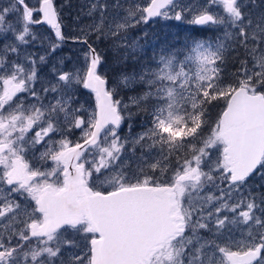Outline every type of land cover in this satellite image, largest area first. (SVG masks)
Wrapping results in <instances>:
<instances>
[{
  "label": "snow or ice",
  "instance_id": "snow-or-ice-1",
  "mask_svg": "<svg viewBox=\"0 0 264 264\" xmlns=\"http://www.w3.org/2000/svg\"><path fill=\"white\" fill-rule=\"evenodd\" d=\"M254 4L116 0L109 17L94 0L93 22L72 37L82 59L65 71L71 57H58L50 78L40 65L69 38L54 0L0 5V264H264V183H250L264 182V14L252 19ZM154 18L217 35L162 50L109 86L99 44L135 59L142 45L129 32ZM45 41L44 54L26 51ZM139 86L125 103L121 92ZM81 90L94 94L90 111ZM133 108L150 124L122 137ZM137 151L133 168L126 154Z\"/></svg>",
  "mask_w": 264,
  "mask_h": 264
},
{
  "label": "rangeland",
  "instance_id": "rangeland-1",
  "mask_svg": "<svg viewBox=\"0 0 264 264\" xmlns=\"http://www.w3.org/2000/svg\"><path fill=\"white\" fill-rule=\"evenodd\" d=\"M27 3L31 5L35 4V0H26ZM58 10L61 13L64 22V31L65 34L72 39L79 32V29L85 27L93 22V17L86 15L88 11V6L94 0H54ZM105 2V0H101ZM109 5L107 10V15L112 17L116 14V10L113 9L112 5L116 3V0H106ZM131 0H120L122 5L127 6V3ZM138 2H143V0H138ZM197 0H182V3L192 4L196 3ZM199 3H203V0H198ZM249 0H245L247 4ZM8 0H0V5L7 6ZM249 15L252 19L259 18L264 14V0H255L254 6L248 9ZM123 14V12H121ZM95 18L98 19V13L95 14ZM13 22L15 23V17H12ZM33 31L42 34L49 35L50 30L46 26L35 27L33 26ZM147 33V35H145ZM217 35L215 28H204L201 29L199 26H194L187 23L186 20L176 21L175 19L166 20L164 18H156L153 21H150L146 25H140L135 29H131L129 36L131 38H139V42L142 45V49L138 50L136 58L133 59L129 57L124 59L123 53L118 52L116 49L111 47L110 42L100 43L99 51L101 55L106 58V63L101 68V72L106 75L110 81L109 86H113L114 82L120 77L121 73H131L133 70L140 71L142 67H150L155 65V59H158L159 54L162 50L182 52L185 48V45L190 41V38L193 37H204L207 39H214ZM9 39L10 34H9ZM73 40V39H72ZM5 42L4 39H0V47L3 46ZM48 47V42L45 41L43 46L39 42L29 45L26 48V51L35 53L38 57L45 53L46 48ZM84 45L77 42L64 43L61 48L58 50L56 56L49 57L48 63L46 65H40L41 76L42 78H50L52 65L56 62L58 57H71L70 60L65 61L63 70L69 71L72 70L74 66L78 65V57L82 59ZM25 49H22V53ZM155 57V59H154ZM23 59V56H21ZM60 67L59 65H57ZM139 86L135 91L124 90L121 92V97L124 99L125 103H128V97L134 96L138 91H140ZM79 95V103L83 104L85 108L89 111L95 105L94 94H91L88 90H81ZM135 115L131 120L126 121L121 126L120 135L122 137H134L138 133L144 130L150 124L151 116L148 112L139 111L135 108L132 109ZM79 136V131H77L72 139L75 140ZM59 138L58 136L56 137ZM38 155V153H37ZM131 158L132 167H136V157L140 155L139 151L132 155L130 152L126 154ZM156 153H152V156H155ZM51 164V161L48 162ZM253 186L258 183H264L259 181L257 178L254 181L250 182Z\"/></svg>",
  "mask_w": 264,
  "mask_h": 264
},
{
  "label": "trees",
  "instance_id": "trees-1",
  "mask_svg": "<svg viewBox=\"0 0 264 264\" xmlns=\"http://www.w3.org/2000/svg\"><path fill=\"white\" fill-rule=\"evenodd\" d=\"M234 55L235 54H233V56ZM233 56H229L228 61H227L226 72H228V73L234 71L235 67H236V65L233 64ZM220 108H221V106L218 105V106H214V107H212L210 109V117H211V119L214 120L216 118V115L220 111Z\"/></svg>",
  "mask_w": 264,
  "mask_h": 264
},
{
  "label": "water",
  "instance_id": "water-1",
  "mask_svg": "<svg viewBox=\"0 0 264 264\" xmlns=\"http://www.w3.org/2000/svg\"><path fill=\"white\" fill-rule=\"evenodd\" d=\"M154 19H156V18H154ZM42 26H46V25H36L35 27H42ZM66 42H75V41L68 39Z\"/></svg>",
  "mask_w": 264,
  "mask_h": 264
}]
</instances>
